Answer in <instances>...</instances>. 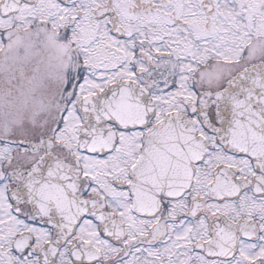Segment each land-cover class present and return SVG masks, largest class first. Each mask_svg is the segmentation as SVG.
Returning a JSON list of instances; mask_svg holds the SVG:
<instances>
[{"label": "snow or ice", "instance_id": "obj_1", "mask_svg": "<svg viewBox=\"0 0 264 264\" xmlns=\"http://www.w3.org/2000/svg\"><path fill=\"white\" fill-rule=\"evenodd\" d=\"M0 264H264V0H0Z\"/></svg>", "mask_w": 264, "mask_h": 264}]
</instances>
